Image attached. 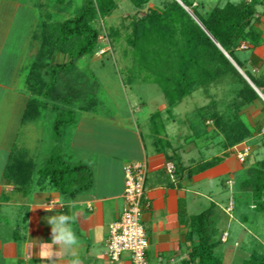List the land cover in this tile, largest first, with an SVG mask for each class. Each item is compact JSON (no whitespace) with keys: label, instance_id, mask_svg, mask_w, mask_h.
Masks as SVG:
<instances>
[{"label":"crops","instance_id":"0c3cea01","mask_svg":"<svg viewBox=\"0 0 264 264\" xmlns=\"http://www.w3.org/2000/svg\"><path fill=\"white\" fill-rule=\"evenodd\" d=\"M115 1V10L127 2ZM138 1L141 0H131L138 10L144 6L150 10L158 8L156 0ZM177 1L186 10L189 9L190 12L187 11L190 15L193 14L192 17L200 23L192 7L182 0ZM189 1L202 13L229 3L253 4L256 9L255 18L259 19L254 20L255 26L261 32L262 42L255 46L244 40L241 45L246 44L248 48L240 46L237 51L240 57L239 52L251 49L250 57H240L245 66L254 68L252 61L258 60L259 64L263 62L264 68V0ZM37 29L38 23L34 30V44ZM6 37H0V264H73V261H78L79 264H134L129 255L120 261H111L107 254V239L109 225L119 220L125 209V167L136 161H145L148 167L145 190L151 199V205L143 214V222L150 240L147 251L148 264H183L190 258L195 241V236L192 239L190 231L191 219L198 214L195 212L198 197L208 200L210 190L207 185L218 181H225L227 187L235 188L232 179L243 169L236 155L204 167V164L217 159L218 155L222 156L224 152L216 156L198 154L197 151L206 149L207 145L202 147L198 144L189 122L184 126L187 133L180 132L176 127L179 113L174 111L178 104L171 108L168 102L157 108L167 114L163 121L155 123V119L150 118L152 145H148L144 135L134 127L133 122L124 123L122 119L114 117L106 119L105 123L109 125L107 131L98 135L103 142L96 145L98 138L94 135L95 140L89 144L86 139H90V136L84 135L87 130L85 124L90 119L96 121L98 115L86 118L84 112H91L94 106L87 110L76 106L75 116H78V124L69 144L64 138L65 131L59 138H52V124H49L52 113H49V110L54 112L52 105L47 104L39 112L41 104L30 101L34 95L26 77L29 73L28 67L35 56L32 60L22 63L21 56L9 48ZM22 77L27 84L22 83ZM139 107L142 108V105ZM169 117L171 118L168 119ZM155 124L162 127V138L154 134ZM101 135L106 136L103 138ZM164 138L166 139L163 142ZM181 140H185V146L179 142ZM191 142L192 145H189ZM56 149L61 152L65 161L89 168L93 176V184L89 189L72 197L54 186L50 178L41 177L42 168ZM169 161L175 164L174 175L168 172ZM220 199L221 197L215 198L214 201L211 199L208 207L203 199L199 200V204L205 210L214 202L217 211L224 216L228 213L229 203L226 205ZM44 208L52 211H46ZM60 213L72 216L71 227L78 238V247L63 255H57L59 250L54 249L51 261L41 259L40 244L50 243L52 239L47 217ZM236 217L231 219L242 223L237 213ZM224 233L228 236L225 242H228V239L230 241L229 229L226 228L222 235Z\"/></svg>","mask_w":264,"mask_h":264},{"label":"rangeland","instance_id":"374dc122","mask_svg":"<svg viewBox=\"0 0 264 264\" xmlns=\"http://www.w3.org/2000/svg\"><path fill=\"white\" fill-rule=\"evenodd\" d=\"M161 1L156 0V5L158 4L156 9H161L159 11L163 12L168 1ZM138 2H144V0ZM40 3H44L43 11H50L55 20L62 21L76 13L82 0H0V37L7 36L9 48L21 56L22 63L32 60L33 56L37 57L41 51L45 50L44 46H46V51L52 55L49 61L68 60V52L58 46L61 45L58 41H54L55 44L51 48L49 42L41 40V36H38V40L34 44L33 36L39 20ZM144 7L138 10L134 4L132 5L131 0H127L112 15L99 18L95 23L100 31L98 46L92 55L85 56L77 62L79 70L77 79L89 80L91 87V93H88L86 98L77 104L86 106L88 103L92 104L93 98L97 100L91 112H84L86 118L98 115L96 121L90 119L85 124L88 131H84V135L90 136V139H86L89 144L95 140L94 135H96L95 138H98L100 133L103 134V131H107L109 125H106V119L114 117L122 119L124 123L133 122L134 127L144 135L148 145H152L151 133L153 131L150 118L153 117L154 122L160 123L167 115L157 109L162 103L169 101L158 83V78L138 64L137 53L128 44V40L134 36L135 23L138 19H147L150 13V9L147 6ZM49 31L50 29H47V32ZM73 44L74 42L66 47ZM251 51L250 49L239 52L240 57H250ZM232 62L258 93V97H253L250 101L240 98L238 87L242 83H240V78L231 72L206 86L196 87L178 104L174 111L179 113L176 127L180 129V132L187 133V128L184 126H187L189 122L193 127V135L196 136L198 144L202 147L207 145L206 149L197 151L198 154L216 156L218 153L224 152L222 156L218 155V157L225 158L231 155L237 157L236 150L233 148L237 143L241 142L237 146L239 148L244 145L253 147V151L245 161H241L237 157L243 169L236 173L232 179L235 188L227 187L225 181L207 185V189L210 190L209 198L207 200L198 197V205L195 209L196 213L204 209L199 204L200 199H203L208 207L211 203L210 200L214 201L217 197L218 199L221 197L220 200H223L226 205L229 203L227 209L230 205L233 207L230 217L229 215L223 216L220 211L217 212V215L221 216V220L218 224L216 239H222V246L219 249L224 264H242L253 251H264V212L255 207L256 202L253 200L252 194L240 187L247 175L246 168L264 157V135L258 133L261 127L262 131L264 129V88H258L247 75L248 71L254 75H260L264 73V68L262 67L263 62L259 64V62L252 61L254 68L242 67L234 60ZM21 80L22 83H26L24 77ZM59 88L63 95L68 94L65 85H61ZM59 103L61 104L60 101ZM139 105H142V108ZM49 111L47 113L52 112L49 121V124H52L51 127L48 124L50 134L52 138L56 139L54 136L56 114ZM75 114L71 116L68 113V118L71 117L75 120L61 127V132L65 131L64 138L67 139L68 144L76 133L78 124L76 117L78 116ZM218 117L222 118L221 123L216 122ZM161 128L159 124L153 126L154 134L162 138L164 133ZM105 136L102 137L105 138ZM165 139L162 141L164 142ZM185 140L179 142L184 144ZM96 141V145L103 142L99 138ZM85 144L88 146L87 142ZM198 144L196 143V146L199 149ZM189 145H192V142ZM230 197L232 198L229 201ZM236 213L240 216L242 223L231 219L233 216L237 218ZM226 228L231 233L228 242H225L228 236L225 239V233L222 235Z\"/></svg>","mask_w":264,"mask_h":264},{"label":"trees","instance_id":"16d2710c","mask_svg":"<svg viewBox=\"0 0 264 264\" xmlns=\"http://www.w3.org/2000/svg\"><path fill=\"white\" fill-rule=\"evenodd\" d=\"M182 1L192 7L200 23L181 3L171 0L166 3L163 12L152 9L147 19H138L134 36L128 40V44L137 53L138 64L158 78L170 107L179 104L196 87L206 86L231 72L242 83L238 87L239 91L237 90L240 98L250 101L253 97H258V93L230 59L244 67L245 63L237 51L241 43L246 40L256 46L262 42L261 32L255 26V21L259 20L255 18V6L229 3L202 13L197 7H193L191 1ZM44 7V3L39 4L40 14L35 39L38 40V36H41V40L49 42L51 48L54 41L60 42L61 45L58 46L68 52L69 59L61 62L49 61L52 55L44 46L45 50L28 67L26 80L34 95L30 101L41 104L39 112L47 104L52 105L56 113L54 136L59 138L62 125L74 120L68 118V113L74 116L77 103L91 93L90 81L85 78L77 79V62L94 53L100 40V31L95 23L99 18L112 15L117 3L115 0H82L76 13L62 21L55 20L50 11H43ZM47 29L50 31L47 32ZM72 42L73 45L66 47ZM247 75L258 88H264V73L254 75L248 71ZM61 85H65L68 94H62L59 88ZM91 101L92 104L78 106L91 109L97 100L93 98ZM221 121L222 118L218 117L216 122ZM261 129L262 127L258 130L259 135H262ZM238 144L241 142L236 145ZM223 159L218 157L203 166L215 165ZM246 169L247 175L240 187L252 194L255 207L264 212V157ZM40 174L41 177L50 178L54 186L72 197L89 189L93 184L89 168L65 161L58 149L53 151ZM216 207L213 202L209 208L192 217L190 235L192 239L195 236V241L190 258L183 264H224L219 249L222 239H216L221 220ZM225 215L230 217L229 213ZM242 264H264V251H253Z\"/></svg>","mask_w":264,"mask_h":264},{"label":"built area","instance_id":"2783aa9c","mask_svg":"<svg viewBox=\"0 0 264 264\" xmlns=\"http://www.w3.org/2000/svg\"><path fill=\"white\" fill-rule=\"evenodd\" d=\"M241 48H248V46L242 44ZM262 135H264V129ZM237 146L234 147L237 157L245 161L251 153V146L244 145L242 148ZM147 168L145 161L132 162L125 167L126 205L120 219L109 225L107 239V254L113 262L120 261L124 256L129 255L134 264H148L147 251L150 240L143 222L144 210L151 205V199L145 190ZM167 169L171 175H174L176 167L173 161L167 163ZM232 209L231 205L227 209L231 216Z\"/></svg>","mask_w":264,"mask_h":264},{"label":"clouds","instance_id":"9594fccd","mask_svg":"<svg viewBox=\"0 0 264 264\" xmlns=\"http://www.w3.org/2000/svg\"><path fill=\"white\" fill-rule=\"evenodd\" d=\"M45 209V208H44ZM52 211V209H45ZM47 222L51 226L52 239L50 243H41L39 256L41 259L52 260L53 250L58 249L57 255L71 253L78 247V238L73 231L72 216L60 213L47 217ZM73 264H79L78 261H73Z\"/></svg>","mask_w":264,"mask_h":264},{"label":"water","instance_id":"95a60500","mask_svg":"<svg viewBox=\"0 0 264 264\" xmlns=\"http://www.w3.org/2000/svg\"><path fill=\"white\" fill-rule=\"evenodd\" d=\"M187 10L189 11V9H187ZM189 12H190V11H189ZM191 14H192V13H191ZM192 15H193V14H192ZM193 17H194V16H193ZM227 56H228V54H227ZM228 57H229V56H228ZM229 58H230V57H229ZM230 59H231V61H233L232 58H230Z\"/></svg>","mask_w":264,"mask_h":264}]
</instances>
